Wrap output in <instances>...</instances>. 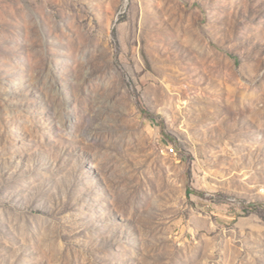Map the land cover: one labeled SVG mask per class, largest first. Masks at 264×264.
<instances>
[{"label":"rangeland","instance_id":"obj_1","mask_svg":"<svg viewBox=\"0 0 264 264\" xmlns=\"http://www.w3.org/2000/svg\"><path fill=\"white\" fill-rule=\"evenodd\" d=\"M0 264H264V0H0Z\"/></svg>","mask_w":264,"mask_h":264}]
</instances>
